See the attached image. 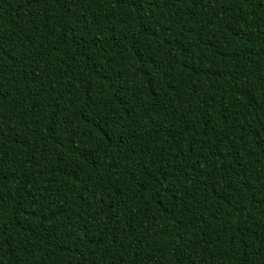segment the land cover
I'll return each mask as SVG.
<instances>
[{
	"label": "trees",
	"instance_id": "1",
	"mask_svg": "<svg viewBox=\"0 0 264 264\" xmlns=\"http://www.w3.org/2000/svg\"><path fill=\"white\" fill-rule=\"evenodd\" d=\"M0 264H264V0H0Z\"/></svg>",
	"mask_w": 264,
	"mask_h": 264
}]
</instances>
